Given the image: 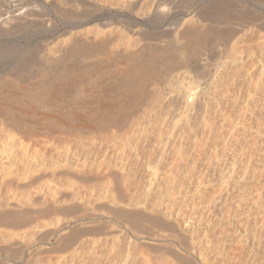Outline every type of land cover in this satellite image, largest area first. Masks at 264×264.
<instances>
[{
  "label": "rangeland",
  "instance_id": "rangeland-1",
  "mask_svg": "<svg viewBox=\"0 0 264 264\" xmlns=\"http://www.w3.org/2000/svg\"><path fill=\"white\" fill-rule=\"evenodd\" d=\"M68 1L54 0L56 13L47 0H0V264H201L198 250L210 264H264V0L233 1L258 20L243 27L251 18L228 9L232 18L218 23L228 28L212 24L216 35L189 19L218 0H142L124 7L132 33L115 17V42L92 40L91 54L65 39L76 31L68 16L92 1ZM183 26L204 34L186 33L191 43ZM123 31L133 35L130 61ZM147 42L152 51L138 56ZM247 49L250 57L232 67L233 54ZM31 50L55 71L38 96L32 77L42 66L28 79L14 76ZM127 62L149 68L131 89L120 80Z\"/></svg>",
  "mask_w": 264,
  "mask_h": 264
},
{
  "label": "bare ground",
  "instance_id": "bare-ground-1",
  "mask_svg": "<svg viewBox=\"0 0 264 264\" xmlns=\"http://www.w3.org/2000/svg\"><path fill=\"white\" fill-rule=\"evenodd\" d=\"M48 2H46V4L49 6V7H51L50 9L51 10H53L54 12H58V13H62V11L60 10V8L56 5V3L54 2V0H47ZM89 1H92V6L89 8V9H86V10H84L85 12L84 13H82V14H78V15H73V14H68L69 16L68 17H70L71 19H73V23L75 24V25H73V27L72 28H75L76 29V31L75 32H73L72 31V29L69 31V32H67V33H70L71 35H70V37L68 36V38H66L65 39V43L68 45V42L71 40V41H73V42H78V45H79V47H80V51L79 52H81V51H88L89 52V48L91 47V48H93L92 47V45H91V42H92V44L93 45H95V44H97V43H95L96 41H92V40H98V45H96V47H98V46H100V43L101 44H103V41L104 40H106V39H108V40H111V42H112V40L113 39H115V37H114V33H115V24H116V22L114 21V18L115 17H118L119 19V22L118 23H122V27H125V29L131 34L132 33V29L129 27V24L130 23H128V18L130 17V15L127 13V12H125V10H124V7H125V9H129V8H132V7H135L136 5L138 6V3L140 4V2L142 1V0H69L68 2H74L75 4H79V5H86L87 3ZM152 1V0H151ZM233 1H237V5H239L238 4V0H218V2L217 1H215V3H217L216 4V10H221L220 8H222L223 9V7H225V11H227L228 9L231 11V12H233L232 10H238V9H240L241 8V10H243L242 9V7H243V5L245 4H243L242 5V3L240 4V6L241 7H238L237 5H235L236 3H234ZM254 1V0H253ZM87 2V3H86ZM143 2V1H142ZM147 2V1H146ZM240 2V1H239ZM73 3V4H74ZM150 3V2H149ZM158 3V2H157ZM234 3V4H233ZM253 3V2H252ZM256 4V3H255ZM51 5V6H50ZM141 5V4H140ZM139 5V6H140ZM144 5V4H143ZM159 5L160 4H158V5H156V6H154L152 9H159L158 7H159ZM208 5V4H207ZM214 5V4H213ZM213 5H211V6H209L208 8H203L204 9V11H200L201 13H196V15H195V17H197V18H195L194 16V19L192 20V18H191V20L189 19V23L190 24H192L193 22H195V25L197 24V23H209V26H211L212 27V24L214 23V24H217V25H219L221 22H227L228 21V17H229V15H230V13H229V11H227L226 13L228 14V15H224V14H222V13H220V12H218V11H216L215 10V12L216 13H214L215 15V18L211 15V17L212 18H214V21L213 20H211V18H210V8H214V7H212ZM142 6V5H141ZM140 6V7H141ZM150 6V5H149ZM190 6V5H189ZM215 6V5H214ZM48 7V8H49ZM143 7V6H142ZM161 7V6H160ZM206 7V6H205ZM218 7H219V9H218ZM247 7V6H246ZM22 8V7H21ZM137 8V7H136ZM214 8V9H215ZM244 8V7H243ZM24 9V8H23ZM133 9V8H132ZM155 9V10H156ZM188 9V8H187ZM214 9H211V10H214ZM246 9V8H245ZM248 9H250V8H247L246 10L248 11ZM22 10V9H21ZM25 10V9H24ZM28 10V9H27ZM97 10L98 11H100L102 14H101V16H99V15H97V13H99V12H97ZM134 10H136L135 8H134ZM144 10V9H143ZM142 10V11H143ZM147 9H145L144 11H146ZM161 10V9H160ZM241 10H238L237 12H241ZM13 11H16V9L15 10H13ZM13 11H12V13H13ZM64 11V10H63ZM130 11V10H129ZM140 11H141V9H140ZM139 11V12H140ZM143 11V12H144ZM197 11H199V10H197ZM223 11H224V9H223ZM244 11V13H242ZM241 13H240V15H244V16H246V18L247 17H249L248 16V12H249V15H250V12H251V10L250 11H248V12H246L247 14H245V10H243ZM22 12H23V10H22ZM95 12H97V13H95ZM142 12V13H143ZM147 12H148V10H147ZM150 12V11H149ZM149 12L148 13H146V14H149ZM14 13H16V12H14ZM13 13V14H14ZM24 13H26V11L24 12ZM157 13V12H156ZM225 13V12H224ZM253 13V12H252ZM251 13V14H252ZM13 14H11L12 15V17H13ZM65 14H67V13H65ZM64 13H63V15H65ZM100 14V13H99ZM139 14V13H138ZM145 14V13H144ZM145 14V15H146ZM154 14V13H153ZM160 14V13H159ZM162 14V13H161ZM236 14V13H235ZM234 14V17H237V18H240V19H236V18H234V19H236V20H240L241 21V19H243L244 18V16H243V18H242V16L241 17H238V16H240V15H238L237 14V16ZM262 14V13H261ZM18 15H22V14H18ZM26 14H24V16H25ZM158 15V14H157ZM194 15V14H193ZM232 15V14H231ZM231 15H230V17H231ZM253 15V14H252ZM256 14H254V16H255ZM14 16H17V14L16 15H14ZM23 16V17H24ZM66 16V15H65ZM148 16V15H147ZM156 16V15H155ZM192 16V15H191ZM253 16V17H254ZM258 15H256L255 17H257ZM18 18H19V16H17ZM22 17V18H23ZM27 17V16H26ZM159 17V16H158ZM157 17V18H158ZM252 16H250L249 18H251ZM252 17V18H253ZM254 17V18H255ZM16 18V17H15ZM17 18V19H18ZM21 18V19H22ZM160 18H161V16H160ZM232 18V17H231ZM252 18H251V20L250 19H248V20H246V21H244L243 23H242V21L239 23V24H241L242 23V26L243 27H248L249 28V26L248 25H250V24H252L253 23V21H252ZM254 18H253V20H254ZM260 18V17H259ZM4 19V18H3ZM13 19H14V17H13ZM25 19H27V18H25ZM24 19V20H25ZM130 19V18H129ZM132 19V18H131ZM135 19V18H134ZM154 19H156V18H154ZM188 19V18H187ZM230 19V18H229ZM233 19V20H234ZM245 19V18H244ZM257 19V18H256ZM255 19V20H256ZM158 20V19H157ZM233 20H231V21H233ZM235 20V21H236ZM255 20H254V22H255ZM258 20V19H257ZM256 20V21H257ZM26 21V20H25ZM186 21V20H185ZM185 21H183V23L185 22ZM21 22V21H20ZM22 22H24V21H22ZM90 22H94L95 23V25H94V27H93V25H91V27L90 26H85V25H87V24H89ZM188 22V21H187ZM186 22V23H187ZM238 22V21H237ZM263 22V21H262ZM182 23V24H183ZM219 23V24H218ZM20 23L18 22V25H19ZM194 24V23H193ZM235 24H236V22H235ZM238 24V25H239ZM258 25H259V23H257ZM256 24V25H257ZM261 24V23H260ZM134 25V24H133ZM194 25V26H195ZM200 25H203V24H200ZM208 25V24H207ZM222 25V24H221ZM221 25H219L218 26V28L221 26ZM225 25V24H224ZM237 25V24H236ZM253 25V24H252ZM85 26V27H84ZM132 26V25H131ZM187 26H189L188 25V23H187ZM187 26H183L182 27V35H184V36H186V33L188 34V36L190 35V32L189 31H191V30H189V27H191V26H193V25H191V26H189V27H187ZM193 26V27H194ZM204 26V25H203ZM208 26V27H209ZM251 26V25H250ZM259 26H261V25H259ZM193 27H191L193 30H195V28H197V27H199L198 26V24H197V27L195 26L194 28ZM200 27H202V26H200ZM204 27H206V25L204 26ZM208 27L207 28H205V29H208ZM215 27H217L216 25H215ZM258 27V26H257ZM115 28V29H114ZM118 28V27H117ZM158 28V27H157ZM190 28V29H191ZM217 28V29H218ZM221 28H224V29H226V28H228V27H222L221 26ZM220 28V29H221ZM1 29V28H0ZM124 29V30H125ZM200 29V28H199ZM210 29V31L212 30L213 32H215V30L217 31V29L216 28H214L215 30H213V27H212V29L211 28H209ZM219 29V30H220ZM224 29H222L220 32H223L224 31ZM251 29H253V28H251ZM142 30V29H141ZM146 30V29H145ZM197 30V29H196ZM200 30H202V29H200ZM231 30H233V29H231ZM247 29H245L244 31H246ZM72 31V32H71ZM143 31V30H142ZM142 31H140V32H142ZM147 31V30H146ZM161 31V30H160ZM181 31V30H180ZM188 31V32H187ZM198 32H201V31H199V30H197ZM206 31V30H205ZM144 32V31H143ZM195 31H192V33H194ZM219 31H217V33H218ZM249 32H251V30L249 29ZM123 33V44H124V48L125 49H123V50H126L124 53L126 54V56H124V57H129V58H126V59H128V61H130L131 60V58H133L134 57V54L135 53H133V52H130V49L132 48H130V46H132V43H134V40L132 39V37H133V35H130V34H128L127 32H122ZM134 33V32H133ZM145 33V32H144ZM191 33V37L193 36V35H197L198 34V36L199 35H202L203 36V32L202 33H197L196 34V32L194 33V34H192ZM212 33V32H211ZM228 33V32H227ZM226 32H225V35H226V37L227 38H229V39H233L232 37L230 38V34L229 33H231L230 31H229V33L227 34ZM246 33H248L247 31H246ZM245 33V34H246ZM180 33H178V35H179ZM223 35L222 33H219V35ZM250 34H253V33H250ZM163 35V34H162ZM181 35V37H183ZM215 35H216V32H215ZM225 35H223V38H225ZM243 35V34H242ZM246 35H248V34H246ZM254 35V34H253ZM116 36V35H115ZM138 36H141L140 34L138 35ZM137 36V37H138ZM160 36V35H159ZM158 36V37H159ZM176 36V35H175ZM189 36V38H191ZM198 36H194V37H198ZM232 36V35H231ZM256 36H257V34H256ZM259 36H261L260 34H259ZM201 37V36H200ZM222 37V36H221ZM234 37V36H233ZM244 37V36H243ZM248 37V36H247ZM116 38H117V36H116ZM140 38V37H139ZM185 38V37H184ZM245 38V37H244ZM256 38V37H255ZM136 39V38H135ZM143 40H147V37L146 38H142ZM155 40H159L160 42H161V40L159 39V38H154ZM153 39V40H154ZM162 39V38H161ZM186 40H188L189 41V39H188V37L186 36V38H185ZM192 39H194V38H191V40ZM198 39H200V38H198ZM197 39V40H198ZM248 39V38H247ZM259 39H261V37L259 38ZM149 40V39H148ZM155 40H154V42H155ZM190 40V41H191ZM196 39H195V42L197 41ZM99 41H100V43H99ZM114 42H115V40H113ZM140 41H141V39H140ZM167 41H169V40H167ZM166 41V42H167ZM187 41V42H188ZM189 41V42H190ZM248 41V40H247ZM253 41V40H252ZM257 41V40H256ZM260 41V40H259ZM73 42L71 43V44H73ZM95 44H94V43ZM136 42H138V41H136ZM186 42V44H188L187 46H189V48H190V46L192 45H189L190 43L188 42L187 43ZM195 42H193V44L195 43ZM108 43V42H107ZM148 43V42H147ZM191 43H192V41H191ZM71 44H69V46L71 45ZM154 44V43H153ZM76 45V44H75ZM75 45H74V47L72 46V47H69V46H67V48H69V50H71V48H72V50H73V48H75ZM144 45V44H143ZM149 43L147 44V45H144V46H142V48L141 47H139V50H137L138 52H136L137 54H139V53H141V52H147V53H149V52H151L152 51V47H150V49H151V51L149 50ZM152 45V44H151ZM167 45V44H166ZM183 45V44H182ZM185 45V44H184ZM133 46H134V44H133ZM187 46H185V47H187ZM184 46H181L180 48L182 49ZM184 47V49H186ZM194 47H196V45L194 46ZM194 47H191L192 49H190L189 51H192V54L195 52V50H196V48L195 49H193ZM130 48V49H129ZM141 48V49H140ZM148 48V50H146ZM188 47H187V49H189ZM35 49V48H34ZM39 49V48H38ZM187 49H186V51H187ZM264 49V48H263ZM262 49V50H263ZM37 50V49H36ZM76 50V49H75ZM75 50H74V52H75ZM146 50V51H145ZM193 50H194V52H193ZM35 51V50H34ZM34 51L33 50H31V52H29L28 53V55L27 56H24L25 58L20 62V67L18 68V69H15L16 70V72L14 73V76L16 77V78H18V79H28L29 77H28V75H27V72L28 73H31L30 75L32 76V73H33V71H31V69H29V68H35V65H38V66H42V68H39L36 72H37V74H35V76L34 77H32V78H34V81L32 82V84L33 85H36L37 86V88L40 90H38L41 94H39V92H38V94H36L37 96L38 95H42V92H41V90H43L44 88H45V90H47V89H49V88H47L46 89V87L48 86L49 87V84H53L52 82H53V78H54V70L51 68V69H48V68H46V66L44 65V62H45V59H47L46 58V54L45 55H41L40 53L41 52H39V51H36L35 53H34ZM67 51H68V49H67ZM93 51V50H92ZM92 51H90L91 53H92ZM132 51H133V49H132ZM189 51H187V56L189 55ZM256 51V50H255ZM74 52H72V53H74ZM78 52V48H77V53H79ZM83 52H81V54L83 53ZM87 52V53H88ZM89 52V53H90ZM163 52V51H162ZM197 52H198V50H197ZM241 53L240 54H233V56H232V67H236V66H239V64H243V61H244V59H245V56L248 58V56L247 55H251L252 53H253V51L251 50V49H247L246 51L244 50H242V51H240ZM263 52H264V50H263ZM71 53V52H70ZM69 53V54H70ZM76 53V52H75ZM74 53V54H75ZM90 53V54H91ZM146 53V54H147ZM153 53V52H152ZM44 54V53H43ZM74 54H71V56H72V58H74L75 56H73ZM90 54H87V55H90ZM161 54V52L159 53V54H157V57H156V55H154V54H152V55H154L155 56V58H157V59H155L154 60V62L156 61V60H158V56ZM164 53H162V55H163ZM165 54H166V52H165ZM190 54H191V52H190ZM192 54L190 55V57H192ZM195 54H196V52H195ZM260 54H264V53H260ZM80 55V53L77 55V56H79ZM84 55H86V54H83V56ZM142 55V53L140 54V55H138V56H141ZM145 55V54H144ZM144 55H143V57H144ZM150 55L151 54H148V55H146V56H149L150 57ZM250 55H249V57H250ZM258 55V54H257ZM77 56L75 57V58H77ZM130 56H131V58H130ZM133 56V57H132ZM154 56H151V58H143V59H148V62H149V64H148V66L150 65V63H151V66H152V63L154 64V62H153V58H154ZM166 55H164V57H165ZM82 57V56H81ZM137 57V56H136ZM136 57H134V58H136ZM153 57V58H152ZM160 57H161V55H160ZM252 57H253V55H252ZM255 57V56H254ZM253 57V58H254ZM261 57H262V55H261ZM78 58H80V57H78ZM141 58V57H140ZM138 59V60H141V59ZM166 58H167V56H166ZM169 58V57H168ZM168 58H167V60H165L164 58V60L165 61H168ZM264 58V57H263ZM112 59V58H111ZM143 59H142V62H138V63H143ZM161 59V58H160ZM163 59H161V60H163ZM34 60H36V61H34ZM114 60V59H113ZM133 60V59H132ZM135 60V59H134ZM137 60V59H136ZM137 60V61H138ZM163 60V61H164ZM170 60H172V59H170ZM145 61V60H144ZM93 62V61H92ZM147 62V61H146ZM147 62V63H148ZM94 63H95V61H94ZM93 63V64H94ZM132 63H133V61H132ZM135 63V62H134ZM135 64H137V63H135ZM146 63L144 62L143 63V65H145ZM139 65V64H138ZM137 65V67H138V69L141 71V65H139L140 66V68H139V66ZM142 65V66H143ZM119 66L120 67H122L120 64H119ZM146 66H147V64H146ZM136 67V68H137ZM143 67H145V66H143ZM234 67V68H235ZM119 68V67H118ZM121 69V68H120ZM142 69H144V68H142ZM145 69H149V68H145ZM144 69V70H145ZM52 70H53V72H52ZM138 70V71H139ZM144 70H142V72L144 71ZM234 70V69H233ZM137 69H135V66H134V64L132 65L130 62H127L126 63V65L125 66H123V68L121 69V74H122V76L120 77V80H121V85L123 84V86H124V88L125 89H131L132 88V83H133V80H134V75H136L137 74ZM139 71V72H140ZM235 72V71H234ZM233 72V73H234ZM31 76H30V78H31ZM56 76V75H55ZM28 77V78H27ZM55 78H57V80L59 79V76L57 77H55ZM32 80V79H31ZM54 80H56V79H54ZM119 80V79H118ZM119 80V81H120ZM56 85H57V83H56ZM262 85V84H261ZM263 88V87H262ZM44 90V91H45ZM44 91H43V93H44ZM35 93H37V92H35ZM46 93V92H45ZM212 98V100H214L215 98L212 96L211 97ZM214 98V99H213ZM216 101V100H215ZM209 103H211V102H209ZM213 103V102H212ZM211 103V104H212ZM210 104V105H211ZM190 106H192L191 104H190ZM196 106V105H195ZM209 107V109H210V107L211 106H208ZM187 108V107H186ZM212 108V107H211ZM187 109H189V108H187ZM213 109V108H212ZM210 111V110H209ZM208 112V111H207ZM214 112V111H213ZM190 118V117H189ZM108 119H111L110 117L108 118ZM207 120V119H206ZM209 120V119H208ZM189 122V121H188ZM246 126V125H245ZM190 128V127H189ZM263 128V127H262ZM261 128H259L258 130H260ZM261 131V130H260ZM258 133H261V132H258ZM258 135V134H257ZM179 150V149H178ZM182 152V151H181ZM218 169V168H217ZM153 170H155V173L157 172V169L156 168H154ZM146 191V190H145ZM150 191V190H149ZM219 193V192H218ZM146 194V193H145ZM148 194V193H147ZM153 196V195H152ZM157 196V195H156ZM217 196V195H216ZM218 197V196H217ZM228 197V196H227ZM230 198V197H229ZM219 199V198H218ZM247 199V198H246ZM136 201L138 200V199H135ZM134 200V202H135V204H136V201ZM142 201H143V199H141ZM163 200V199H162ZM213 200H215L214 198L211 200V201H213ZM228 200V199H227ZM231 200V199H230ZM249 201V200H248ZM130 202H131V199H130ZM150 202V201H149ZM214 202H216V201H214ZM213 202V203H214ZM145 203V202H144ZM227 203V202H226ZM229 203V202H228ZM227 203V204H228ZM232 203V202H231ZM146 204V203H145ZM156 204V203H155ZM154 204V205H155ZM160 204H161V202H160ZM239 204V201H238V203H237V201H236V205H238ZM254 204H256L257 205V207L258 206H260V204H258V203H254ZM134 205V204H133ZM137 205V204H136ZM141 205V204H140ZM152 205V204H151ZM154 205H153V207H154ZM174 205V204H173ZM187 205V204H186ZM222 205V204H221ZM243 205V204H242ZM255 205V206H256ZM139 206V205H138ZM194 206V205H193ZM204 206V205H203ZM223 206V205H222ZM221 206V207H222ZM225 206V207H224ZM224 206H223V210H224V212H225V214L224 215H226V213L228 214H230V212H231V208L230 207H227L226 205H225V203H224ZM229 206V205H228ZM231 206V205H230ZM234 206V205H233ZM240 206V205H239ZM239 206H236V208H234V210H232V211H234L235 213H240V211H242L243 210V208H244V210L245 211H242V212H245V215H249V214H247V212L246 211H248V213H250V212H252V210L250 211L249 209L248 210H246L245 209V207H239ZM255 206H253V204L251 205V207H254V210H256L255 209ZM167 207V206H166ZM210 207V206H209ZM220 207V208H221ZM248 207H250V206H248ZM171 208V207H170ZM194 208V207H193ZM205 208V207H204ZM215 208V207H214ZM219 208V207H218ZM240 208H242V209H240ZM260 208V207H259ZM259 208H257L258 210H261V209H259ZM155 209V208H154ZM169 209V208H168ZM202 209V208H201ZM206 209V208H205ZM209 209V208H208ZM233 209V208H232ZM165 210V209H164ZM215 210V209H214ZM213 210V211H214ZM222 210V211H223ZM264 210V209H263ZM170 211V210H169ZM250 211V212H249ZM262 211V210H261ZM233 212V213H234ZM258 212H260V211H258ZM257 212V213H258ZM264 212V211H263ZM130 213H133V212H130ZM179 213V212H178ZM194 213V212H193ZM234 213V214H235ZM256 213V212H255ZM135 214V213H134ZM138 214V213H137ZM180 214V213H179ZM201 214V213H200ZM218 214V213H217ZM232 214V213H231ZM231 214H230V216H231ZM241 215H242V213H240ZM259 214V213H258ZM261 214V213H260ZM136 215V214H135ZM135 215H132L131 216V214H130V216H129V218H131V217H133V216H135ZM186 215V214H185ZM223 215V214H222ZM236 215V214H235ZM245 215H243V216H245ZM252 215H254L253 213H252ZM137 216V215H136ZM135 216V217H136ZM180 217H181V215H179ZM192 216V215H191ZM210 216V215H209ZM229 215H228V218L230 217ZM138 217V216H137ZM184 217V216H183ZM216 217V216H215ZM225 217V216H224ZM224 217H222V218H224ZM192 218V217H191ZM198 218V217H197ZM214 218V217H213ZM228 218H226L225 217V219L227 220ZM233 218V217H232ZM247 218H249L248 216H247ZM131 219H133V218H131ZM186 219V218H185ZM184 219V220H185ZM192 219H194V218H192ZM221 219V218H220ZM224 219V220H225ZM134 220V219H133ZM182 220V219H181ZM229 220V219H228ZM135 221V220H134ZM238 221V220H237ZM251 221V220H250ZM257 221V220H256ZM220 222V221H219ZM264 222V221H263ZM137 223V222H136ZM228 223V222H227ZM230 223V222H229ZM253 223V222H252ZM186 224H187V222H186ZM185 225V224H184ZM231 225V224H230ZM234 225V224H233ZM236 225V224H235ZM255 226H256V224H255ZM259 226V225H258ZM187 227V226H186ZM248 228L250 227V226H247ZM261 227V226H260ZM252 229H254L253 227H251ZM225 230V229H224ZM251 230V229H250ZM249 230V231H250ZM255 230V229H254ZM256 232H257V230H256ZM222 233V232H221ZM246 233V232H245ZM248 233V232H247ZM252 233V232H251ZM229 234V233H228ZM257 234V233H256ZM259 234V233H258ZM236 235V234H235ZM250 235V234H249ZM249 235H246V236H249ZM250 236H252V235H250ZM249 236V237H250ZM254 236V235H253ZM256 237V236H255ZM263 237V236H262ZM246 238H248V237H246ZM252 238V237H251ZM254 238V237H253ZM253 238H252V240H253ZM257 238V237H256ZM263 239V238H262ZM249 240V239H248ZM220 241V240H219ZM231 241V240H230ZM247 241V240H246ZM255 242H257V241H255ZM194 244V243H193ZM201 244V243H200ZM199 244V245H200ZM208 244V243H207ZM214 244H216V243H214ZM244 244V243H243ZM252 244V243H251ZM221 245H224V244H221ZM262 245V244H261ZM206 247H204V249L206 248L207 249V245H205ZM217 246V245H216ZM219 246V245H218ZM202 247V248H203ZM213 247V246H212ZM224 247V246H223ZM201 248V249H202ZM209 248H210V245H209ZM209 248L207 249V250H209ZM214 248V247H213ZM216 248V247H215ZM196 249V248H195ZM194 249V250H195ZM198 249H200V248H198ZM223 249V248H222ZM212 250V249H211ZM219 251L221 250V248L220 249H218ZM227 251V248H225L224 249V251ZM263 250V249H262ZM197 251V250H196ZM199 251V253L202 255V258H200L203 262L201 263V264H205V260H207V257H208V254H205V253H201L202 252V250L200 251V250H198ZM212 251H214V249L212 250ZM223 250H221V252H220V254H221V256H222V253L224 252H222ZM225 251V252H226ZM229 251V250H228ZM194 252V251H193ZM210 252V251H209ZM217 252V251H216ZM196 253V252H195ZM192 254H194V253H192L191 252V256H192ZM210 254V253H209ZM226 254H227V252H226ZM225 254V255H226ZM250 254V253H249ZM211 255V254H210ZM224 255V254H223ZM198 256V258H199V255H197L196 254V257ZM167 257V256H166ZM193 257V256H192ZM225 257V256H224ZM164 258V257H163ZM212 257H210V259H211ZM225 258H227V257H225ZM224 258V259H225ZM148 259V258H147ZM168 259V258H167ZM219 259V258H218ZM223 259V258H222ZM150 261H148L150 264H151V262L153 263V260H151V259H149ZM208 260H209V257H208ZM207 260V261H208ZM168 261V260H167ZM223 262H224V260H222ZM209 263H207V264H210L211 262L210 261H208ZM213 262V261H212ZM227 262V261H226ZM146 263V262H145ZM166 263V262H165ZM147 264V263H146ZM219 264V263H218Z\"/></svg>",
  "mask_w": 264,
  "mask_h": 264
}]
</instances>
